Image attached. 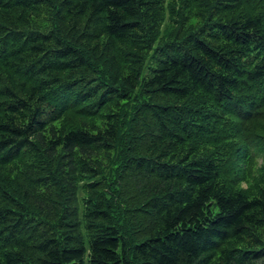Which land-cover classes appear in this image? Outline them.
<instances>
[{"label": "trees", "instance_id": "16d2710c", "mask_svg": "<svg viewBox=\"0 0 264 264\" xmlns=\"http://www.w3.org/2000/svg\"><path fill=\"white\" fill-rule=\"evenodd\" d=\"M0 264H264V0H0Z\"/></svg>", "mask_w": 264, "mask_h": 264}, {"label": "rangeland", "instance_id": "374dc122", "mask_svg": "<svg viewBox=\"0 0 264 264\" xmlns=\"http://www.w3.org/2000/svg\"><path fill=\"white\" fill-rule=\"evenodd\" d=\"M194 21V20H193ZM193 21H191V22H193Z\"/></svg>", "mask_w": 264, "mask_h": 264}]
</instances>
